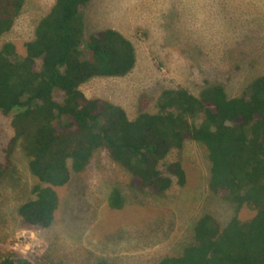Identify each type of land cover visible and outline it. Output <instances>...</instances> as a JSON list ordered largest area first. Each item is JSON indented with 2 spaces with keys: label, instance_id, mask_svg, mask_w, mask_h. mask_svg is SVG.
Segmentation results:
<instances>
[{
  "label": "trees",
  "instance_id": "trees-1",
  "mask_svg": "<svg viewBox=\"0 0 264 264\" xmlns=\"http://www.w3.org/2000/svg\"><path fill=\"white\" fill-rule=\"evenodd\" d=\"M28 1L0 0V113H14L15 131L8 164L0 161V184H8L10 159L18 149L34 180L32 197L17 205V219L30 229L50 231L60 208L57 190L84 173L101 151L139 192L152 189L160 197L173 186L183 190L185 162L167 158L194 142L210 162L201 185L233 215L226 223L213 214L189 222L185 233L191 231V243H174L178 254L157 264H264V75L233 98L211 83L198 95L186 87L165 89L154 110L143 96L130 119L121 106L88 98L82 86L131 73L137 64L134 44L113 29L86 37L84 10L94 0H55L39 20L35 38L22 48L3 43ZM129 186L112 185L111 210L124 209L123 188ZM246 211L250 214L242 217ZM0 264L31 262L8 252Z\"/></svg>",
  "mask_w": 264,
  "mask_h": 264
},
{
  "label": "rangeland",
  "instance_id": "rangeland-1",
  "mask_svg": "<svg viewBox=\"0 0 264 264\" xmlns=\"http://www.w3.org/2000/svg\"><path fill=\"white\" fill-rule=\"evenodd\" d=\"M54 1L29 0L2 42L22 48L35 38L39 20ZM84 11L86 37L113 29L136 48L137 64L127 76L96 78L82 86L88 98L121 106L130 119L137 116L143 96L154 110L165 89L186 87L198 95L211 83L221 84L233 98L264 75V0H94ZM13 117L0 113L3 164H8L15 134ZM170 160L185 162L186 187L178 191L173 186L156 197L152 189L142 193L131 188L121 168L105 151L99 152L84 173L57 190L60 208L45 232L17 219V205L32 197L34 183L18 149L10 159L8 184H0V256L15 252L31 264H157L167 255L176 256L174 243H191V231L185 233L189 222L213 214L226 223L233 211L201 185L210 162L200 145L187 142L181 154L168 156ZM161 169L172 177L167 165ZM113 184L129 186L123 188L127 203L120 211L111 210L107 202ZM249 214L243 212L242 217Z\"/></svg>",
  "mask_w": 264,
  "mask_h": 264
},
{
  "label": "bare ground",
  "instance_id": "bare-ground-1",
  "mask_svg": "<svg viewBox=\"0 0 264 264\" xmlns=\"http://www.w3.org/2000/svg\"><path fill=\"white\" fill-rule=\"evenodd\" d=\"M223 13V12H222ZM95 19V18H94ZM111 27H113V26H111ZM123 32V31H122ZM95 33V32H94ZM100 33H102V32H100ZM21 41V40H20ZM6 44V43H5ZM113 162V161H112ZM33 202V201H32ZM19 213V212H18ZM11 229V228H10ZM13 232V231H12ZM14 233V232H13ZM8 235V234H7ZM20 236V235H19ZM46 241V240H45ZM7 246V245H6ZM38 247V246H37ZM7 248V247H6ZM27 257V256H26ZM149 257V256H148ZM150 257H151V255H150ZM164 260V259H163ZM154 261V260H153ZM155 263V262H154Z\"/></svg>",
  "mask_w": 264,
  "mask_h": 264
}]
</instances>
